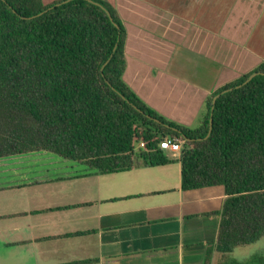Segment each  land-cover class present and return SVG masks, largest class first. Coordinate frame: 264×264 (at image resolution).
I'll list each match as a JSON object with an SVG mask.
<instances>
[{
    "label": "crops",
    "instance_id": "obj_1",
    "mask_svg": "<svg viewBox=\"0 0 264 264\" xmlns=\"http://www.w3.org/2000/svg\"><path fill=\"white\" fill-rule=\"evenodd\" d=\"M107 1L126 28L124 81L182 126L264 62V0ZM169 158L110 174L49 152L0 158V264H206L225 189L183 190Z\"/></svg>",
    "mask_w": 264,
    "mask_h": 264
},
{
    "label": "trees",
    "instance_id": "obj_2",
    "mask_svg": "<svg viewBox=\"0 0 264 264\" xmlns=\"http://www.w3.org/2000/svg\"><path fill=\"white\" fill-rule=\"evenodd\" d=\"M125 43L126 28L107 0H0V158L49 152L110 174L168 165L159 144L183 141L182 189H225L206 264L214 251L226 256L260 240L264 62L215 91L199 125L185 127L126 84ZM218 264H264V254Z\"/></svg>",
    "mask_w": 264,
    "mask_h": 264
},
{
    "label": "rangeland",
    "instance_id": "obj_3",
    "mask_svg": "<svg viewBox=\"0 0 264 264\" xmlns=\"http://www.w3.org/2000/svg\"><path fill=\"white\" fill-rule=\"evenodd\" d=\"M52 0H44V2H49ZM257 12V11H256ZM182 142L183 146H186V143L183 141ZM255 254H264V237H262L260 240L257 242L250 244V245H243V246H238L236 247L233 252L226 256H219V262L222 261L224 258L226 259H237L240 261H246L249 259L251 256Z\"/></svg>",
    "mask_w": 264,
    "mask_h": 264
},
{
    "label": "built area",
    "instance_id": "obj_4",
    "mask_svg": "<svg viewBox=\"0 0 264 264\" xmlns=\"http://www.w3.org/2000/svg\"><path fill=\"white\" fill-rule=\"evenodd\" d=\"M141 147H144V143H140ZM159 147L162 151L166 152L168 156L179 154L182 156L183 148L182 142L172 139L165 138L160 144Z\"/></svg>",
    "mask_w": 264,
    "mask_h": 264
},
{
    "label": "water",
    "instance_id": "obj_5",
    "mask_svg": "<svg viewBox=\"0 0 264 264\" xmlns=\"http://www.w3.org/2000/svg\"><path fill=\"white\" fill-rule=\"evenodd\" d=\"M109 16H110L111 20L114 21V19L112 18V16H111L110 13H109ZM116 47H117V45H116ZM255 76H256V74L251 75V76L249 77V79L246 80V82H245L244 84H247V83H248L249 81H251ZM217 98H218V96L214 98V101H213L214 105H215V103H216ZM213 110H214V108H212V117H211V120H210V129H209V134H208L207 137H209L210 134L212 133V127H213ZM167 127H169V126H167ZM174 130H176V129H174Z\"/></svg>",
    "mask_w": 264,
    "mask_h": 264
}]
</instances>
